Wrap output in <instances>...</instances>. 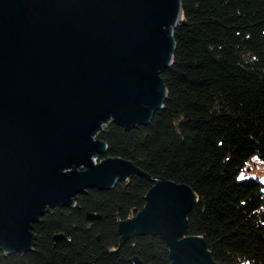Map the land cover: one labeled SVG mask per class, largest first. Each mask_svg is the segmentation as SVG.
<instances>
[{"label": "water", "instance_id": "1", "mask_svg": "<svg viewBox=\"0 0 264 264\" xmlns=\"http://www.w3.org/2000/svg\"><path fill=\"white\" fill-rule=\"evenodd\" d=\"M181 23V0H0V251H32L47 211L138 174L153 186L145 206L119 221L121 244L157 235L170 264H219L189 232L191 186L121 157L98 160L108 145L96 135L107 123L147 125L163 107L162 73Z\"/></svg>", "mask_w": 264, "mask_h": 264}, {"label": "trees", "instance_id": "2", "mask_svg": "<svg viewBox=\"0 0 264 264\" xmlns=\"http://www.w3.org/2000/svg\"><path fill=\"white\" fill-rule=\"evenodd\" d=\"M181 1L163 107L147 125L107 123L96 135L108 145L98 160L121 157L150 177L188 184L197 194L190 234L206 239L219 264H264V182L239 178L252 157L264 162V0ZM152 186L133 174L113 188L88 189L74 206L41 216L32 251H0V264H132L134 257L170 264L160 236L121 244L118 232Z\"/></svg>", "mask_w": 264, "mask_h": 264}, {"label": "rangeland", "instance_id": "3", "mask_svg": "<svg viewBox=\"0 0 264 264\" xmlns=\"http://www.w3.org/2000/svg\"><path fill=\"white\" fill-rule=\"evenodd\" d=\"M247 177H257L264 182V162H261L257 156L252 157L239 174V178Z\"/></svg>", "mask_w": 264, "mask_h": 264}]
</instances>
